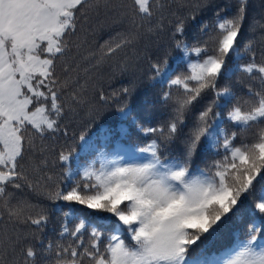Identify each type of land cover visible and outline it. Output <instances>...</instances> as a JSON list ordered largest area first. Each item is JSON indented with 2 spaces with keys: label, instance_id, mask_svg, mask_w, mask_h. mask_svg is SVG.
Wrapping results in <instances>:
<instances>
[{
  "label": "snow or ice",
  "instance_id": "obj_1",
  "mask_svg": "<svg viewBox=\"0 0 264 264\" xmlns=\"http://www.w3.org/2000/svg\"><path fill=\"white\" fill-rule=\"evenodd\" d=\"M93 3L0 0V220L6 212L30 226L23 241L0 236V264H9V254L11 264H264V53L258 62L253 41L244 42L249 0H235L234 9L200 0L197 11L172 23L168 44L149 60L148 79L159 88L153 107L167 110L162 123L131 106L136 83L101 92L102 106L115 108L121 124L92 136L84 128L58 152L62 177L42 190L62 216L54 238L43 235L48 213L33 215L34 205L15 198L26 186L39 187L21 167L35 139L69 136L61 127L68 80L57 69ZM154 4L131 0L133 22L163 31ZM204 10L208 18L199 15ZM256 23L264 30V22L250 27ZM129 42L119 36L101 52L111 56ZM238 76L262 86L249 85L238 98L231 86ZM246 132L252 139L237 142ZM177 141L178 154L168 155ZM209 149L219 158L193 167ZM232 227L228 242L218 244Z\"/></svg>",
  "mask_w": 264,
  "mask_h": 264
},
{
  "label": "trees",
  "instance_id": "obj_2",
  "mask_svg": "<svg viewBox=\"0 0 264 264\" xmlns=\"http://www.w3.org/2000/svg\"><path fill=\"white\" fill-rule=\"evenodd\" d=\"M200 0H157L153 5L154 21H161L164 24L163 31H149L148 24L140 20L133 22L131 14V0H94L93 5L86 10L79 20L77 34L71 38V52L66 61L58 65V74L62 79L67 78L68 88L65 91L64 100L67 112L62 128H67L69 136L65 137L62 133L49 136L44 140L35 139L33 151L26 153L22 162V169L28 174L33 184L39 187L33 191L27 186L22 192H17L15 198L27 201L35 207L29 211L35 215L44 210L50 217V223L43 234L45 238H54L60 228L62 216L53 211L55 207L42 194L43 188L47 185L51 187L54 182H58L62 177V165L57 159L58 152L65 146L71 145L73 134L88 128V135L92 136L100 132L102 128L116 129L121 124L120 114L115 108H104L99 97L101 92L108 94L113 88L121 83L127 84L134 82L138 85L136 96L131 106L141 109L144 112L155 114L153 124L162 123L167 110L158 105L153 107L159 88H153L152 82L148 79L149 60L160 52L168 44V34L172 23L177 19L197 11L196 5ZM219 5H229L234 9L235 0H214ZM203 18H208L206 10L199 13ZM254 22H264V0H249L248 21L245 25L244 42L253 41L256 51L257 61L262 59L264 53V30L256 23L254 29L250 27ZM119 36H127L129 43L114 52L111 56H104L101 46L106 41L114 40ZM169 58V63L173 64V57ZM70 66L69 72L63 71L64 64ZM183 70V69H182ZM251 85L254 88L262 86L260 81H251L245 76H238L232 81V90L238 98L246 96V89ZM73 96L76 97L73 100ZM203 103L194 106L188 120H194L195 115L203 107ZM103 113L99 119L93 120L96 113ZM224 127L230 131L225 122ZM133 143L137 140V133L134 129H129ZM252 139V132L239 133L237 142ZM101 141L98 140L99 144ZM203 144V141H202ZM181 142L171 145L166 151L168 155H177ZM77 150L78 147H77ZM219 157L209 149L208 153H198L194 157L193 167L204 168ZM52 177V181L48 177ZM264 186V181H261ZM252 198H249L251 204ZM67 211L68 209L65 208ZM79 215L93 214L86 210H80ZM101 216L107 214H99ZM30 226L22 222L10 220L6 212L0 220V236L12 238H23L29 234ZM235 227L227 230L221 241L217 243H227L229 234L235 232ZM108 233H106V236ZM9 264L12 256L9 254L5 258Z\"/></svg>",
  "mask_w": 264,
  "mask_h": 264
}]
</instances>
